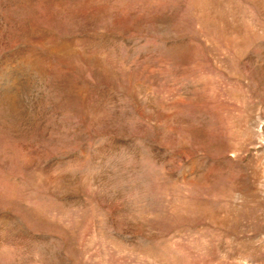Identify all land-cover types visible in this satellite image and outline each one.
Here are the masks:
<instances>
[{
	"label": "rangeland",
	"instance_id": "obj_1",
	"mask_svg": "<svg viewBox=\"0 0 264 264\" xmlns=\"http://www.w3.org/2000/svg\"><path fill=\"white\" fill-rule=\"evenodd\" d=\"M0 264H264V0H0Z\"/></svg>",
	"mask_w": 264,
	"mask_h": 264
}]
</instances>
